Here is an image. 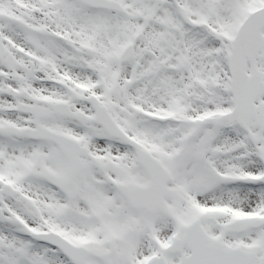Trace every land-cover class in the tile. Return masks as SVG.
<instances>
[{"label":"snow or ice","instance_id":"obj_1","mask_svg":"<svg viewBox=\"0 0 264 264\" xmlns=\"http://www.w3.org/2000/svg\"><path fill=\"white\" fill-rule=\"evenodd\" d=\"M0 264H264V0H0Z\"/></svg>","mask_w":264,"mask_h":264}]
</instances>
